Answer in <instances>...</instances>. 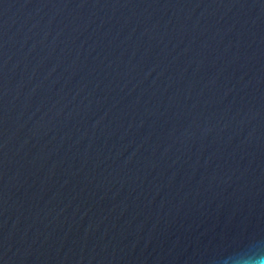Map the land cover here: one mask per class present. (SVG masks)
I'll return each instance as SVG.
<instances>
[{
    "label": "water",
    "instance_id": "95a60500",
    "mask_svg": "<svg viewBox=\"0 0 264 264\" xmlns=\"http://www.w3.org/2000/svg\"><path fill=\"white\" fill-rule=\"evenodd\" d=\"M264 0H0V264H262Z\"/></svg>",
    "mask_w": 264,
    "mask_h": 264
},
{
    "label": "clouds",
    "instance_id": "9594fccd",
    "mask_svg": "<svg viewBox=\"0 0 264 264\" xmlns=\"http://www.w3.org/2000/svg\"><path fill=\"white\" fill-rule=\"evenodd\" d=\"M262 264H264V262H262Z\"/></svg>",
    "mask_w": 264,
    "mask_h": 264
}]
</instances>
